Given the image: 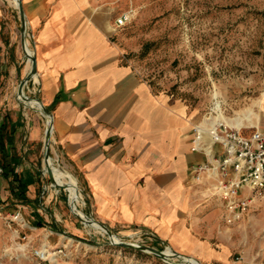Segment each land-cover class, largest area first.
Here are the masks:
<instances>
[{
	"label": "crops",
	"instance_id": "crops-1",
	"mask_svg": "<svg viewBox=\"0 0 264 264\" xmlns=\"http://www.w3.org/2000/svg\"><path fill=\"white\" fill-rule=\"evenodd\" d=\"M20 1L38 82L34 87L29 79L23 92L39 98L50 113L49 155L79 184L85 213L111 230L146 228L204 264L226 261L230 242L221 225V202L207 181L197 183L189 175L190 164L204 159L190 148V110L171 93L154 90L124 60L111 39L108 5ZM10 3L0 0V32L8 34L10 48L0 58V129L10 134V170L0 163V227L17 212L34 228L56 232L52 228L67 224L69 216L55 191L43 200L37 195L49 117L18 95L30 60L13 49L16 30L21 48L20 22Z\"/></svg>",
	"mask_w": 264,
	"mask_h": 264
},
{
	"label": "rangeland",
	"instance_id": "rangeland-1",
	"mask_svg": "<svg viewBox=\"0 0 264 264\" xmlns=\"http://www.w3.org/2000/svg\"><path fill=\"white\" fill-rule=\"evenodd\" d=\"M10 2L9 8L17 11V6ZM94 2L108 5L111 39L119 45L124 60L154 90L181 99L194 123L207 126L210 122L227 124L226 119L230 122L236 119L242 125L234 126L244 133L255 128L264 130V0ZM121 14L128 18L118 26L115 19ZM19 22L18 16L17 26ZM16 32L13 49L23 54ZM6 36V32H0V58L10 50L5 45ZM31 38L27 40L30 49ZM37 173L41 176L39 184L43 183L37 195L43 200L55 191L57 196L64 197L67 224L52 228L48 222L56 232L48 226L34 228L15 218L10 224H2L0 264H186L179 255L165 260L147 250L112 243L106 232L85 224L72 211L65 187L52 184L41 166ZM76 185L79 192L76 208L89 217L77 181ZM221 221L230 242V253L226 261L218 264H264V192L252 198L240 221L226 224L222 217ZM108 229L120 241L174 250L153 232L147 235L134 233L140 228ZM42 246L49 251L62 246L64 253L56 260L51 257L39 260L33 249Z\"/></svg>",
	"mask_w": 264,
	"mask_h": 264
},
{
	"label": "built area",
	"instance_id": "built-area-1",
	"mask_svg": "<svg viewBox=\"0 0 264 264\" xmlns=\"http://www.w3.org/2000/svg\"><path fill=\"white\" fill-rule=\"evenodd\" d=\"M127 18L126 14H121L115 19V24L123 25ZM31 37L32 33L26 30V40ZM30 80L34 87L37 86L38 82L33 75ZM48 122L49 120L47 125ZM192 132L190 148L201 152L204 159L190 164V178L197 183L207 181L211 195L221 202L224 222L237 223L252 198L264 192V130L255 128L244 133L239 127L219 121L210 122L207 126L195 123ZM43 173H46L45 168ZM12 217L18 219L19 214L16 212ZM151 232L146 228L134 231L147 235L152 234ZM63 253L62 246L51 251L45 246L33 249V254L39 260L49 257L56 260L57 256Z\"/></svg>",
	"mask_w": 264,
	"mask_h": 264
},
{
	"label": "water",
	"instance_id": "water-1",
	"mask_svg": "<svg viewBox=\"0 0 264 264\" xmlns=\"http://www.w3.org/2000/svg\"><path fill=\"white\" fill-rule=\"evenodd\" d=\"M17 10H18V14H19V20H20V44H21V48L22 50L24 51V54L28 57V59L30 60V68H29V71L27 72V74L20 80L19 84H18V95L24 99V100H30L32 99L31 96H28L26 94H24L23 92V86L25 84V82H27L30 77L35 73L36 71V63H35V56L33 54H28L26 51H25V48H26V38H25V32H26V21H25V17H24V12H23V9H22V5H21V1L20 0H17ZM35 99L39 102V109L40 111L46 115L47 117H49V122H48V125L45 129V132H44V166H45V169H46V172H47V175L51 181L52 184H55V185H58V186H63L61 184H58L54 181L53 179V174H52V170L50 168V166L46 163V159L50 157L49 155V146H50V133H51V115L50 113L46 110V108L43 106L42 102L40 101L39 98L35 97ZM78 191V189H77ZM71 206V204H70ZM72 209V208H71ZM72 211L80 218L84 221V219L74 211V209H72ZM85 218H87L88 220H95L93 217L89 216L87 217L85 215ZM97 221L101 226L102 228H104L105 232L107 233L110 241L114 244H118V245H121V246H125V247H135V248H139V249H142V250H147L149 252H152L153 254L157 255L158 257L162 258V259H165L167 260L168 258V255L162 251V250H159L153 246H149V245H140V244H136V243H132V242H126V241H114L112 240L111 238V231L106 227V225H104L103 223L99 222L98 220H95ZM173 255H179V256H182L184 254L182 253H179V252H176L173 250Z\"/></svg>",
	"mask_w": 264,
	"mask_h": 264
},
{
	"label": "bare ground",
	"instance_id": "bare-ground-1",
	"mask_svg": "<svg viewBox=\"0 0 264 264\" xmlns=\"http://www.w3.org/2000/svg\"><path fill=\"white\" fill-rule=\"evenodd\" d=\"M12 2L15 5H17V0H12ZM25 51L30 55L32 54V50L28 47L27 43H26ZM25 101H27L28 104H30V105H36V106L39 105V102L35 98H32L30 100H25ZM225 121L227 122V124H230V125L231 124L236 125V126L242 125L241 121H237L236 119L233 122H230L227 119ZM46 163L50 166V168L52 170L54 181L58 184L63 185V187H65V189L68 190L71 208L74 209L75 203H76L77 198L79 196V192L77 191V185H76L75 178L70 173H68V172L62 170L61 168L53 165L51 157L46 159ZM74 210L77 211V213L84 219L85 224H89L93 228H96L102 232H105L104 228H102V226L97 221L88 220L87 218H85V215L81 211H79L77 208ZM111 238L114 241L119 240V238L115 234H112ZM164 252L167 255H173L174 254L173 251L170 249H165ZM181 257L186 262V264H201V262L193 256L184 254Z\"/></svg>",
	"mask_w": 264,
	"mask_h": 264
},
{
	"label": "trees",
	"instance_id": "trees-1",
	"mask_svg": "<svg viewBox=\"0 0 264 264\" xmlns=\"http://www.w3.org/2000/svg\"><path fill=\"white\" fill-rule=\"evenodd\" d=\"M10 134H5V132L0 129V163L3 168H6V171L10 170V168L7 167L9 162L5 159V142L9 141Z\"/></svg>",
	"mask_w": 264,
	"mask_h": 264
}]
</instances>
